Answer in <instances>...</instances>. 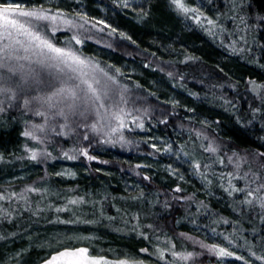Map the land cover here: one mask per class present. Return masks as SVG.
<instances>
[{"label":"trees","instance_id":"16d2710c","mask_svg":"<svg viewBox=\"0 0 264 264\" xmlns=\"http://www.w3.org/2000/svg\"><path fill=\"white\" fill-rule=\"evenodd\" d=\"M81 1L79 15L103 23L92 27L89 21L81 34L83 43L78 48L73 41L71 45L117 74L120 85L128 89L126 108L132 117L127 118L128 127L122 133L110 137L74 124V131L63 130L64 136L37 132L42 146L23 135L41 117L23 108L20 101L11 108L5 104L6 110L0 112V195L5 197L0 200V250L7 241L57 226L95 230L128 250L151 241L179 246L184 239L188 246L192 242L176 237L177 233L184 229L200 234L193 229L197 226L230 240L257 264H264L252 255H264V212L258 203L254 210L241 203L246 191L264 183V170L257 163L264 161L258 156L264 152V0H210L204 9L185 1L198 10L187 14L178 11L171 0H147V8L142 9L123 7L113 0ZM72 5L55 6L70 12ZM69 34L63 29L49 35L62 45L70 41ZM121 59L135 64L139 72H124L114 63ZM254 109L259 111L253 114ZM137 116L144 130L133 123ZM58 122L57 118L51 123L57 132L61 131ZM85 134L89 140L83 139ZM151 134L170 138L186 162L185 174L195 182H206L213 195L189 184L180 185L177 192L172 183L158 179L148 161L169 158L152 147ZM209 145L217 152H206ZM82 148L94 159L81 155ZM39 150L51 155L42 157ZM31 151L37 152L36 160L29 158ZM64 152L75 159L66 158ZM58 162L76 166L77 175L65 178L54 173L51 166ZM195 163L201 165L200 171L193 168ZM24 169L32 170L27 178L2 181ZM245 172L248 180L231 181L245 192L225 190L230 187L228 173ZM252 173L261 179L252 183ZM127 181L139 186L127 187ZM29 188L39 191L29 192ZM255 196L264 197V189ZM72 199L84 202L71 205L68 201ZM56 208L66 210L57 212ZM44 257L40 248L30 247L18 262L36 264ZM14 262H2L0 253V264Z\"/></svg>","mask_w":264,"mask_h":264},{"label":"snow or ice","instance_id":"6c2138e0","mask_svg":"<svg viewBox=\"0 0 264 264\" xmlns=\"http://www.w3.org/2000/svg\"><path fill=\"white\" fill-rule=\"evenodd\" d=\"M171 3L178 11L185 14L198 11L188 7L185 0H171ZM122 5L128 7L129 0H122ZM79 19L83 23L77 24L63 12H53L43 6L25 8L20 4L0 3V112L6 110L5 104L11 108L13 102L16 101H20L21 106L25 109L31 110L35 106L34 114L42 117L44 122L34 124L33 130L25 131L23 135L38 143H43V140L36 135L37 132L44 133L46 130H50L57 136H64L66 133L63 129L67 128L69 132H72L74 131L71 127L73 124L77 128H89L96 135L104 134L110 137L116 133H122L128 127L127 118L132 117V111L126 108L130 102V98L126 96L127 87L121 86L116 76L106 71L99 63L83 57L78 50L71 46V41L77 45L83 43L79 35H73L66 46L60 47L53 43L45 33V29H47L52 36H55L61 25L69 29L77 27L84 29L85 24L89 23L88 17L81 15ZM261 20H264V17ZM99 23H103V21L96 22V24ZM96 24H93L92 27H95ZM208 24L213 25L214 21L208 20ZM104 27L107 28L109 25L105 24ZM100 30L103 31V29ZM115 31L116 29L113 28L112 32ZM117 72H119L118 69ZM146 111L147 109H145ZM258 111L259 109H254L253 114ZM57 118L63 121L59 124L61 129L59 132L56 131L55 126L49 128V122ZM139 121L140 117L133 118L136 127L144 130V124ZM106 129L108 131H105ZM83 139L89 140V136L85 134ZM120 139H124L123 135L120 136ZM152 147L156 146L152 145ZM204 150L213 154L217 152V148L211 145L205 147ZM165 151L170 152L171 147L169 146ZM80 154L89 160L94 159L88 155L86 149H80ZM37 155L36 151H31L29 158L36 160ZM48 155L51 154L48 153ZM63 155L68 159H75L68 152H64ZM258 156L264 157V152H259ZM219 162L224 163L223 160ZM228 162L229 164L233 163L231 157L228 158ZM245 162L247 163L246 158ZM257 163L259 169L264 170V161ZM235 166L238 169L240 164L237 163ZM193 168L200 171L201 165L195 163ZM228 178L230 187L225 189L226 191H229L230 194L245 192L244 188H237L231 181L233 179L248 180V172L243 175L228 173ZM144 179H148V177L145 176ZM259 179H261L260 175L252 173V183ZM260 189H264V183H261L256 189L246 191L245 198L241 203L253 210L258 203L259 208L264 212V197L255 196L253 198L254 193H258ZM175 190L181 191L180 188ZM27 191L36 192L39 190L29 188ZM3 199L5 197L0 195V200ZM83 202L82 199L68 201L71 205ZM65 210V208H56L57 212ZM60 222L73 223V221ZM90 239L91 237L66 236L57 240L59 248L44 261V264H144L143 260L137 259L111 260L105 256L92 254L90 247L76 246L71 243L74 240ZM228 242L231 244L230 240ZM201 247L221 260L234 258L243 260L244 264H249L244 257L238 256L218 244L201 243ZM141 252L148 253V249H141ZM172 255L182 261L193 258L192 252L187 254L173 252ZM252 255L256 260L264 261V255H256L255 252ZM158 258L163 259L164 253L159 252Z\"/></svg>","mask_w":264,"mask_h":264},{"label":"rangeland","instance_id":"374dc122","mask_svg":"<svg viewBox=\"0 0 264 264\" xmlns=\"http://www.w3.org/2000/svg\"><path fill=\"white\" fill-rule=\"evenodd\" d=\"M115 3L122 4V0H113ZM187 3H191L195 7H201L202 9L205 8L204 3H209L210 0H185ZM39 3L40 6H43L44 8L50 9L53 12H63L68 18L72 19L75 23L80 24L83 23L79 19V3H82L81 0H40V1H34L30 0V3ZM0 3H12V4H20L24 6L25 8H32V7H39L36 5H27L24 4L22 1H13V0H0ZM61 3H73V10H70V12L63 11L62 8H56V4ZM145 3H147V0H129V6L134 7L137 9H142L143 7L147 8ZM71 13V14H70ZM89 21L91 19L88 18ZM94 24L96 22L92 20ZM69 30L70 31V37L73 35H79V38H82V33H85V31L88 29V25L86 28V25L84 26V29L80 28H67L66 26L61 25L60 30ZM59 31V30H58ZM51 34L50 31L45 29V33L50 37ZM82 34V35H81ZM53 41V39H52ZM71 41V39H70ZM72 42V41H71ZM53 43H55L53 41ZM56 44V43H55ZM72 44H75L73 41ZM57 46L64 47L67 44H56ZM74 49L77 47V44L74 46L71 45ZM78 48V47H77ZM96 49V48H94ZM77 50V49H76ZM107 52V51H105ZM80 53V52H79ZM81 54V53H80ZM106 57L111 59V54L106 53ZM82 55V54H81ZM83 57H86L82 55ZM87 58V57H86ZM114 62V61H113ZM21 63H25L24 61H21ZM116 63L119 67L123 69L124 72H129L131 74L138 73L139 69L135 66V64L130 63L128 61H122L119 60L118 63ZM101 66V65H100ZM112 75H117L115 72L110 73ZM117 78V76H116ZM119 79V78H118ZM35 94V93H33ZM33 112H35V106L32 108ZM39 119V118H38ZM59 119V118H58ZM44 122V119L41 117V120L39 121V124H42ZM53 121L49 122V128L52 127L51 123ZM63 123V121L60 120L58 124ZM32 130L33 128L30 127ZM64 130V129H63ZM50 130H46L44 134ZM41 135L39 133H36V135ZM150 143L152 145H155L156 148L161 150L166 156H168V160H157L156 158L150 159L148 161L149 167L154 175L157 176L158 179L161 181H167L174 185V187L179 188L182 184H189V186H192L199 191H201L204 194L213 195L211 192H209L206 189L207 183L203 181L195 182L192 178L187 176L185 174L184 168L186 165V162L184 161V158L180 156L178 151L176 150L175 144L172 140L168 137H164L162 135L158 134H151L150 136ZM42 146L43 143H41ZM171 147V151H165V149ZM40 155L42 157H48V155L44 154L42 150H39ZM51 170L59 174L65 178H72L77 175V167L70 163H61L58 162L57 165L51 166ZM32 170L31 169H24L20 170L17 173H14L13 175L7 176L2 181L3 182H13L15 180H20L27 178ZM126 186L130 187H138L139 185L137 183H133L130 181L126 182ZM205 185V186H204ZM0 191H3L0 189ZM1 193V192H0ZM151 227V226H149ZM193 229L196 230L198 233L189 234L184 229H179L178 235L183 236L184 238L189 239L192 243L191 245H186V241L183 239L179 246L173 247V245L176 244H158L154 242H147L145 245H141L140 247H136L135 249H130L126 247H118L114 244V242L108 238L106 235L99 234L95 230H83L76 227H67V226H57L52 227L51 229H38L35 230L29 234L22 235L21 237H18L15 241H7L4 244H2V249L0 250L1 253V260L5 263L14 262V264H23L21 262H18V258L20 255L27 251L30 247H37L40 248L43 251V255L45 257L38 261L36 264H44V261L50 257L51 254H53L58 248L59 245H57V240H61L66 236H79V237H91L90 240H74L71 241V243L75 244L76 246H85L90 247V250L92 254L94 255H101L105 256L108 259L111 260H117V259H137V260H143L144 264H244L243 260H236L234 258H225L223 260L217 258L214 254L209 253L205 248L201 247V243L203 244H218L220 246L228 248L230 251L234 252L238 256H242L249 262V264H257L256 261L247 254V252H244L240 249H237L233 247L231 244H229L228 241H225L223 239H219V235L216 233H209L208 231H205V229H202V227L193 226ZM22 239V240H21ZM24 239V240H23ZM24 241L22 244H18V242ZM51 245V246H50ZM147 248L148 253L141 252V249ZM51 251V252H50ZM48 252V255L46 256V253ZM159 252L164 253V258L159 259L158 254ZM173 252H176L178 254H187L188 252L193 253V258L187 261L178 260L176 257L172 255ZM204 257L205 259L203 260Z\"/></svg>","mask_w":264,"mask_h":264}]
</instances>
